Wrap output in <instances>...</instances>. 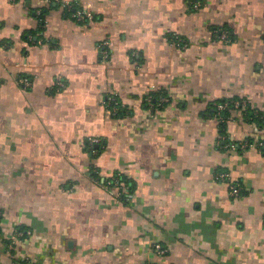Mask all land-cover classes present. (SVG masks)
<instances>
[{"label": "crops", "instance_id": "obj_1", "mask_svg": "<svg viewBox=\"0 0 264 264\" xmlns=\"http://www.w3.org/2000/svg\"><path fill=\"white\" fill-rule=\"evenodd\" d=\"M261 143L264 0H0V264H264Z\"/></svg>", "mask_w": 264, "mask_h": 264}, {"label": "built area", "instance_id": "obj_2", "mask_svg": "<svg viewBox=\"0 0 264 264\" xmlns=\"http://www.w3.org/2000/svg\"><path fill=\"white\" fill-rule=\"evenodd\" d=\"M65 8H72L73 5L71 4H63ZM201 7V4L199 2H195L193 4V8L195 10H198L199 8ZM37 15L40 20V22L42 23L43 21L45 22V20L42 17L43 13H42V9H39L37 10ZM74 18L80 22V23H85L88 21V19L90 18V14L87 13L86 11L82 10V9H78L75 14H74ZM214 34L219 36V38H221L222 40H228L229 39V36H228V32L222 30V31H219V30H213ZM176 40V43H177V46L179 47H187V43L180 39V38H175ZM19 83L21 85H23L25 88H29L31 86V80L28 78V77H21L19 79ZM152 99L153 97L152 96H149L147 98V102L150 106H161L163 104H165V102H167V99L164 98V97H161L156 103L152 102ZM115 101V99H110L109 101H107V105L110 107V104L113 103ZM246 104V102H240V101H232L230 103H225V104H217L216 105V108L218 110V118L219 120H221V112L228 109V108H231L232 110H239V109H242V107H244ZM113 112L114 115L117 114L118 110H119V107L117 105H114L110 108ZM88 144H89V147H90V150L95 153L96 152V149H95V146L97 144H99V140L97 139H92V140H89L88 141ZM252 144H250L249 142H245L243 144V147H248V146H251ZM234 146V145H233ZM259 148L262 150L264 148V144L261 143L259 144ZM217 179L219 181H225V182H229L230 183V190H231V196L234 197V198H238L241 196V192H242V188L240 185H236L234 183H231V178H230V175L225 173V172H221V173H218L217 175ZM108 185L109 186H120L121 185V180H119L118 178H114L113 180L109 181L108 182ZM16 236L18 238H22L25 236V233L23 232H16ZM155 250L159 253V254H165L166 253V250L161 246V245H155Z\"/></svg>", "mask_w": 264, "mask_h": 264}, {"label": "trees", "instance_id": "obj_3", "mask_svg": "<svg viewBox=\"0 0 264 264\" xmlns=\"http://www.w3.org/2000/svg\"><path fill=\"white\" fill-rule=\"evenodd\" d=\"M65 9L71 14V17H72L73 19H75V18H74V14H75V12H76L78 9H80V8H77L76 5H73L72 8H70V9L65 8ZM42 13H43V15H42L41 18L44 19V17H45L44 10H42ZM39 18H40V17H39ZM75 20H76V19H75ZM41 24L43 25V24H44V21H43ZM40 30H42V29H40ZM37 34H38V32H31V33H29L28 37L30 38L31 41L34 42V40H35ZM228 36H229V38H231L230 33H228ZM151 96L153 97L152 102L156 103L158 100L155 98V94L152 93ZM232 101H240V102H243L244 100H242V99H240V98H235V99H228V100L219 101V102H217V103H215V104L213 105V110H212L213 115L219 120V118H218V110H217V108H216V105H217V104L230 103V102H232ZM244 102H245V101H244ZM114 105H117V106L119 107V110H118L117 114L115 115V117H116V118L122 117V113L126 110V107H122L121 104H120L116 99H115V101H114L113 103L110 104V108H111L112 106H114ZM155 106H157V105H155ZM124 108H125V109H124ZM248 108H249V107H248V104H247V103L245 104L244 107H242V109H248ZM231 110H232L231 108H228V109H226V110H224V111L221 112V117H222V118H221V120H219V121H221V125H224L225 122L230 118ZM253 117H254V116H253ZM248 142L251 144L250 141H248ZM99 151H100V149H99V150H96V153L99 152ZM263 151H264V148H263ZM117 178H118L119 180H121V177H120V176H118Z\"/></svg>", "mask_w": 264, "mask_h": 264}]
</instances>
